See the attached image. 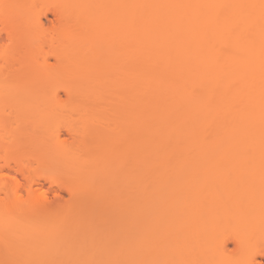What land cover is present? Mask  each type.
<instances>
[{
    "label": "bare ground",
    "instance_id": "6f19581e",
    "mask_svg": "<svg viewBox=\"0 0 264 264\" xmlns=\"http://www.w3.org/2000/svg\"><path fill=\"white\" fill-rule=\"evenodd\" d=\"M113 2L116 8L108 27L111 39L118 45L119 57L117 76L112 80L118 89L116 97L122 106L121 110L131 115L134 120V124L132 123L134 134L125 138L124 145L127 152L130 154L131 151L134 152L130 155L133 156V160L131 159L132 163L129 164L135 168L125 172L118 184L113 183L115 186L121 184V187H116L115 190L112 183V188H109L108 184L107 188L105 185L103 188L101 179L97 178L95 181L96 177L91 175V171L90 177L86 180L88 183L84 181L83 187L79 185L75 187V196L77 200H84L86 205L82 209L85 208L86 212L80 208L81 211L72 213L70 220L65 221L66 226H62L65 223L57 218L56 214H48L50 206L45 195L38 194L36 192L38 189L34 188V184L40 182V177L51 182L54 179L46 173H38L33 177L28 166L18 164L17 172L23 176L24 185L17 189L18 179L14 175L8 177L10 180L0 179V192L6 195L5 200L0 201V214L4 216V228H0V264L63 262L65 264L67 260V264H71L73 259V264L76 260V264H79L78 260L82 257L76 258L75 251L78 249V253H90L86 252L89 247H86L83 241L85 239L83 232L93 230L94 225L96 227L95 222L99 226L96 227L97 230L120 231L122 239L128 234L124 235V232L135 231L134 237L139 241L136 242L134 239L136 248L134 251L129 250L130 252L132 250L129 255L131 258L128 257L125 264L129 259L128 264H156L157 260L162 262L161 260L165 259L164 263L171 254L165 257L167 252L166 248L164 250L163 242H169L167 238L170 233L167 231L170 229V219L175 206L173 202L172 207L167 203L168 200H165L168 199L164 196L167 185L163 174L157 169L159 164L180 159L184 164L196 166L207 158L205 161L214 162V165L210 170H204L212 174L204 176V179L214 177L213 174L215 176L224 172L227 174L230 169L229 172H234L232 168L243 162L264 166V0H113ZM58 8V12L64 11ZM81 13L85 14V9ZM48 37L59 61L56 67V81L53 83L64 87L67 94V99L64 100L68 103L92 104L96 95H78L79 90L76 86L86 76L97 73L95 72L98 71L97 68L94 70L95 67L70 64L72 57L84 53L83 46L71 39L73 34L68 27L61 26ZM3 69L0 66V73ZM89 70H92V74H88L91 73ZM95 76L92 75L87 81L94 89H96L94 86H102L100 79L98 81L101 85H98L96 80L98 75ZM6 83L0 80V86ZM53 95H55V98H51L53 102L61 101L56 91ZM41 101L46 103L48 100ZM72 103L71 107L66 108L72 109L74 107ZM49 112L47 111V114ZM61 127L71 135L83 133L93 139L94 136L91 135L95 134L92 125L81 126L66 120L61 123ZM59 128L60 124L58 128L56 126L50 129L49 135L52 136L54 133L58 140L62 134ZM57 146L64 154L63 147L60 148V145L56 144L55 149H58ZM79 147L80 145L70 146L69 150L68 147L63 148L68 152L64 156L57 155L64 159L66 156L69 160V155L74 154L75 149ZM67 162L66 160V165ZM82 164L87 167L89 162L84 161ZM89 169L91 170L90 167ZM200 171H202L200 168L192 169L194 174ZM225 174H222L223 177ZM21 188L24 194L21 193ZM222 192L225 196L235 194L240 197L248 193L236 189L229 191L226 188ZM243 207L245 210L242 206L240 208L244 212L253 211L251 207L248 209ZM26 214H37L36 224L41 230H46V234L41 235L48 237L49 240L45 239L44 241L48 242L42 243L44 244L42 249L45 248L44 251L41 249L42 252L37 250L42 244L37 245L34 237L40 236L39 233L36 234L40 231L37 225L33 224L34 228L38 227L37 232L36 229L35 232L31 229L32 233L29 234L31 236L26 241ZM237 214L239 216V213ZM246 214L248 213L241 215ZM20 222L23 226L17 227ZM59 222L63 224L60 226ZM18 230L20 231L17 232ZM62 230L64 231L61 232ZM18 233L21 235L18 236ZM75 233H82L83 236L81 241L85 245L82 244L80 248V242H77L80 249L74 248L76 245L73 247L77 243H73L71 239L75 237H69ZM50 234L52 235L49 236ZM67 234L69 235L66 236ZM171 234L173 235V230ZM240 237L238 235V241L241 243H238H245ZM63 239L67 241L64 243ZM124 239L118 242L121 243ZM132 239L130 237L128 240L131 242ZM73 249L74 254L71 251ZM147 251L151 252V255L148 253L149 257L145 255ZM69 255H73V259ZM115 258L116 256L113 258L114 262L111 259V264L123 263L122 261L119 263V260L116 262ZM85 262L87 264L89 261ZM258 262L255 257L252 259V263Z\"/></svg>",
    "mask_w": 264,
    "mask_h": 264
},
{
    "label": "rangeland",
    "instance_id": "374dc122",
    "mask_svg": "<svg viewBox=\"0 0 264 264\" xmlns=\"http://www.w3.org/2000/svg\"><path fill=\"white\" fill-rule=\"evenodd\" d=\"M58 7L64 11L58 12ZM114 8L116 7L113 0H0V66L4 68L0 73V80L7 82L6 85L0 86V179L10 180L14 175L18 179L17 189L20 185H24L23 176L17 172L18 164L28 166L33 177L38 173H46L54 181L51 182L49 179L40 177V182H36L34 188L38 189V191L36 190L38 194L43 193L46 202H49L48 214H56L63 223L67 219L70 220L72 213L77 210L81 211L79 209L85 207L84 200H77L75 187L78 185L83 187L82 185H84V181L87 182L91 171V175L96 177L95 181L101 179L103 188H107L108 184L109 188H112L113 185L115 190L116 187H121V184L115 185L123 179V174L133 170L131 168H135L129 164L133 160V156L130 155H133L134 152L131 151L132 154L127 152L124 145L125 138L134 134V120L131 115L123 113L124 110H121L122 106L117 100L118 89L115 88L112 80L117 76L116 67L119 57L118 45L111 39V31L108 27L110 19L113 17L112 13L114 14ZM84 9L85 14L81 13ZM61 26L68 27L73 34L71 39L83 46L84 53L72 57L70 64L95 67L94 70L96 68L98 70H95L97 73L93 72L95 74L89 70L91 73L88 74L98 75L96 80L98 83L102 82V86H94L96 87L94 89L92 84L87 83L92 75L86 76L76 86L79 90L78 95H96L97 99L95 98L92 104L90 102H85L87 104L83 103V105L80 102L77 104L76 102H66L67 94H65L64 87L53 83L56 81V67L59 65V61L56 59L57 56L48 36ZM98 79L100 80L98 81ZM55 91L56 94H59L61 101L53 102L51 100L55 96L53 95ZM13 98L14 100H12ZM46 99L48 100L46 103L41 101ZM70 103L74 104L73 110L66 108L71 107ZM47 111H50V114H47ZM50 115L56 119H52ZM62 120L81 126L92 125L95 129V134L91 135L94 136L93 139L83 133L68 134L61 127ZM49 124L52 127H48ZM58 124H60L58 130L62 134L57 140L54 133L52 134L54 139L49 133L50 129L56 126L58 128ZM56 144L60 145V148L68 147V150L70 146L80 145V147L75 149L73 156L71 154L70 158L68 156L71 162L66 159V156L65 159L61 156L58 157L57 154L64 156L68 150L64 151L62 148L64 153L62 154L58 146V149H55ZM205 159L207 158H204L201 164L196 166L184 164L180 159L169 160L157 166L167 185L164 196L168 199L165 198V200H168L167 203L170 205L173 202L175 210L170 219L169 228L171 230L167 231L170 233L167 238L169 242H163L164 250L166 248L167 252L165 257L170 256L164 263L165 259L161 260L162 262L157 260L156 264H254L252 263L254 257L259 261L257 264H264V166L246 162L244 164L243 162L240 165H235V169L232 168L234 172H229L230 169L227 174L222 173L225 174V177L222 174H216L217 176L213 174L214 177L204 179V176L212 175L204 170H210L214 165V162H208ZM66 160L70 164L67 162L66 165ZM84 161L89 162L87 167L82 164ZM93 168L95 169L92 170ZM194 168H200L202 171L194 174L192 172ZM109 180L110 182H108ZM225 188L229 191L236 189V191L248 193L243 197L235 194L225 196L222 192ZM21 193L24 194V190ZM5 196L4 192H0V201L3 202ZM241 206L242 209H244L243 206L247 209L251 207L250 209L253 211L244 212L245 209L241 210ZM245 213H253V215L242 216ZM63 218L66 219L62 220ZM3 219L4 216L0 214V228H4ZM37 219V214H26V241L29 240L31 236L29 234L34 229L36 232L40 229L36 233H39L40 236L46 234V230H41L40 226L36 224L35 220ZM63 223L59 225L61 226ZM33 224L39 228L37 226L38 229L34 228ZM95 224L98 228L97 222ZM21 226H23L22 223L17 227ZM62 226H66V223ZM96 227L94 225L93 230L83 232L85 239H83L82 233H75L74 236L73 234L66 235H69L70 238L75 237L71 241L73 243L80 242V248L85 243L90 250L86 251L90 252L86 254L89 257H95L94 259L93 257L86 258L85 253L84 255L79 252L81 253L79 255L78 249L76 251L73 249L71 250L73 254L75 252L78 254L75 253L76 258L82 257L81 260H78L79 264L86 260L89 261L87 264L107 262L111 264L110 262H114L115 256L116 262L119 260V263L122 261L123 263H121L125 264L126 259L131 258L129 255L132 250L131 252L129 250L133 249L134 251L136 248V243H134L136 238L133 234L135 231L124 232L125 234L122 232L124 235L128 233L126 236L128 239L130 237L132 239L133 236V242L128 239L127 241L123 236L126 242L120 243L118 240H123L120 231H108L107 229L101 231ZM31 229L33 230L31 231ZM48 229L47 231H50ZM172 230L175 237L171 234ZM166 234L165 236H167ZM19 235L21 233H18ZM238 235L245 243L239 244L241 242L238 241ZM37 236H34L36 244L38 242L37 245L48 242L44 241L45 239L49 240L48 237L42 236L44 238L42 239ZM66 236L64 237L69 239ZM76 236L79 238L77 239ZM165 236L164 238H166ZM42 240L43 242H41ZM63 240L64 243L67 241ZM138 241L136 240V242ZM78 243L73 247L76 245L74 248H79ZM44 244L40 245L41 247L36 246L40 247L37 249L40 250L39 252H42ZM42 250L44 251L45 248ZM148 253L151 255L149 251L145 255L149 257ZM97 254L99 256H96ZM69 256L73 259V255ZM129 260H127L128 263ZM72 261L74 263V259ZM67 262L68 260L65 264Z\"/></svg>",
    "mask_w": 264,
    "mask_h": 264
}]
</instances>
